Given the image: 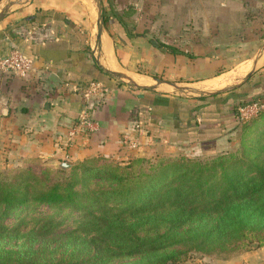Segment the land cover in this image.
Returning <instances> with one entry per match:
<instances>
[{
	"label": "crops",
	"instance_id": "1",
	"mask_svg": "<svg viewBox=\"0 0 264 264\" xmlns=\"http://www.w3.org/2000/svg\"><path fill=\"white\" fill-rule=\"evenodd\" d=\"M5 1L0 0V9ZM9 5L0 21V58L18 50L33 62L26 79L0 72V152L14 169L52 171L63 163L80 171L84 164L126 160L122 144L128 140L188 143L192 126L199 134L192 145L201 148L199 140L212 141L216 149L233 126H226L220 114L217 123L215 112L206 115L220 106L222 93L204 94L223 87L182 100L163 89L168 83L192 91L232 71L223 68L250 63L230 85H240L252 73L244 84H256L255 98H264V48L257 56L233 57L239 31H264V0H17ZM99 15L103 28L97 39ZM107 49L115 71L105 65ZM106 71H124L135 84L147 82L137 86L154 90L130 82L116 85L113 79L121 80ZM92 83L107 90L91 111L98 129L69 142L67 131L85 109ZM200 97L207 98L199 103ZM195 106L199 109L192 112ZM216 264H264V245Z\"/></svg>",
	"mask_w": 264,
	"mask_h": 264
},
{
	"label": "rangeland",
	"instance_id": "2",
	"mask_svg": "<svg viewBox=\"0 0 264 264\" xmlns=\"http://www.w3.org/2000/svg\"><path fill=\"white\" fill-rule=\"evenodd\" d=\"M13 1L17 0H6L1 5L0 12ZM245 32H248V36ZM238 33L237 44L233 43V50L236 49L233 57H249L252 54L257 56L264 48V31ZM245 47L247 50H244ZM242 48L243 54L240 52ZM95 55L99 59V54L95 52ZM249 67L250 63H244L234 70H222L246 72ZM245 72L236 79L245 75ZM120 73L124 74V71ZM113 81L116 85H130L128 80ZM200 85H195L192 89H199ZM238 85L217 89L226 91L220 94L219 99H233L230 108L233 114L253 101V98L251 101L238 99L240 91L246 89L247 83L240 84V87ZM179 87L183 90L163 89L182 100L201 96L199 93L193 94L187 86ZM236 118L240 121L238 127L224 133L216 142V149L212 154L204 155L199 145L192 143H155L150 139L144 145L138 140H128L127 144H122L129 154L126 160L91 163L93 170L83 174L76 169L64 170L60 166L52 171L34 166H19L14 169V165L0 152V197L9 199L14 196L28 200V204L13 211L9 218H0V257L10 254L13 259L21 260L39 259L44 262L46 258H62L66 261H80L97 254L95 247L100 246V251L107 254L96 264H148L150 257L154 264H161L165 257L174 259L166 264H216L229 261L233 256L257 246H263L264 189L252 192L249 189L263 184L264 115L250 119L251 121L241 120L238 114ZM118 177L124 182L125 188L138 186L126 203L122 196L115 197L112 193L119 188ZM152 179L158 182H151ZM143 181L153 184L140 188ZM235 181H238L237 188L233 187L236 185ZM73 183H76L74 187ZM53 187L58 192L71 190L77 193L79 200L74 203L77 207L85 205L87 199H92L93 207L109 209L113 217L108 220V225L114 229L113 238L100 244V239L104 240L103 234L88 227L82 228L86 221L81 219L73 207L51 208L32 201L35 196L49 192ZM152 187H160L161 195L170 191L168 194L173 200L157 209L156 214L149 215L140 222L122 221L120 211L136 201L140 191ZM177 191L181 194L178 199ZM243 193H248L247 201H239L238 198ZM140 204L141 201L132 203L131 209L138 208ZM28 207H31L30 211ZM3 208L2 203L0 217ZM184 210H193V213L188 216L183 213ZM178 225L183 229L174 231ZM187 228L192 229L191 234L181 233ZM168 229L170 231L160 241L189 238L194 243H202L203 245L198 246L202 248H190L189 244L182 243L152 255L123 256L148 239L161 237ZM82 248L89 251H81ZM112 254L118 257L111 259ZM82 264L95 263L87 260Z\"/></svg>",
	"mask_w": 264,
	"mask_h": 264
},
{
	"label": "trees",
	"instance_id": "3",
	"mask_svg": "<svg viewBox=\"0 0 264 264\" xmlns=\"http://www.w3.org/2000/svg\"><path fill=\"white\" fill-rule=\"evenodd\" d=\"M103 22L105 23V18L103 17ZM260 88V87H259ZM256 87V84L253 87H248L246 89H244L243 91H240V95L238 97L239 100H250L251 98L253 101L257 99V97L255 98V95H258L260 89ZM232 94V93H231ZM235 94H238V92H236ZM205 98L207 97H200L197 98L196 101L197 102H202L205 100ZM211 98H215L214 96H211ZM226 98V97H225ZM264 100V98L262 99ZM233 105V99H223L221 101L220 106H218L217 108L213 109V106L211 109V111L206 112L213 114L214 112L216 113V116H214V118L216 119V123H217V119H218V115L219 117L221 116V120L222 122L226 125V126H233V129L237 128L240 121H238V119L236 118L237 116V112L236 114H233V111H231L230 107ZM197 109H199V106L195 108H192V112L196 111ZM205 115V117H206ZM264 115V111L260 112L256 117H252L249 118L248 120H253L258 118L259 116H263ZM203 116V115H202ZM208 117V115H207ZM250 120V121H251ZM215 122V120H214ZM212 124L210 129H214ZM191 128V134L189 139L186 141L188 143H192L196 140L195 136L199 135L197 134L194 129L193 126L190 127ZM219 134V132H216L215 135L217 136ZM200 139V138H199ZM197 139V141L199 140ZM200 143L201 149H202V153L204 155H209L212 154L213 152V145H210L212 141L209 142H205L203 143L201 140L198 141ZM93 166H91L90 164H84L83 166H81L80 168V172L86 173L89 171L93 170ZM264 177V176H263ZM118 182L117 184L119 185V188L117 190L112 191L113 195L115 197L117 196H122L124 199L123 201L126 203L129 201V199L131 198V195L133 192H135L136 185H134L133 187L130 188H125L124 187V182L122 183V179L120 177L117 178ZM156 180V179H155ZM154 181L153 179L151 180V182ZM158 181H154V183H156ZM261 182H263L262 185L258 184V185H254L249 189V192L251 191H261L264 189V178L261 179ZM236 185L233 186L234 188H237V184L238 181H235ZM148 184H153V183H146L145 181L142 182L141 185H139L140 188H144L146 187ZM76 185V183L72 184V187H74ZM169 186V184H168ZM160 187H152L149 190L146 191H140L138 194V199L132 203L135 202H139L141 201V204L139 205L138 208H133L131 205L126 206L125 208H123L119 214L121 216V220L122 221H141L144 218H146L149 215L152 214H156L157 213V209L162 208L163 206L167 205V203H169L170 201H172V197L170 194V191H166L165 195H161L162 193H160ZM245 191L247 192L248 190L245 189ZM248 192V193H249ZM248 193H243V195H241L238 199L239 201H247L248 198ZM177 194V199L180 198V191L176 192ZM151 197V198H150ZM79 200L78 199V194L75 192H72L71 190L63 191V192H58L56 187H53L49 192L46 193H41L38 194L37 196H35L34 199H32V201L36 202L37 204H44V205H48L49 207H62V208H69V207H73V209L75 211H77V213L79 214V216L81 217L82 220H85V224H83L81 227L82 228H89V229H94L95 231H99L101 232V234H103V238L104 240L101 238L100 239V244H105V242L107 240H110L111 238H113V234L114 233V229L112 227H110L108 225V220L111 219L113 217V215L111 214V211H109V209H100L98 207H93L91 205V200L92 199H87V203L85 205H82L80 207H77V205H75L74 203ZM4 205V208L2 210V217L0 218H9L10 214L13 213V211H17V209L23 205L28 204V200L27 198H19V197H14L12 196L11 198L7 199V197H0V204ZM173 204H171L172 206ZM149 207H152L151 209ZM150 209V210H149ZM28 210H31V207H28ZM183 213H185L186 215L190 216L191 213H193L192 211L189 210H184ZM152 218V217H150ZM80 219V220H81ZM82 222H80L81 225ZM58 226V225H57ZM183 229L181 228V225L176 226L173 230L177 231L178 229ZM170 231V229L166 230L161 237H157L156 239H148L145 243L140 244V246L137 249H134L132 251H128L127 253H124L123 256L125 257H131L133 255H143V254H147V255H152L155 254L157 252L163 251L166 248H169L171 246H176V245H182V243L184 244H189L191 247L190 248H198L199 245H203L202 243L197 244L194 243L190 240H188L189 238L186 239H164V240H159L160 238L165 237L166 233H168ZM192 229L187 228L186 231L181 232V233H188L191 234ZM179 234V233H178ZM178 236V235H177ZM159 240V241H158ZM262 245V244H261ZM202 247H199L198 249H200ZM89 251V249L87 248H82L81 251ZM95 250L97 252V254H94L91 257V259H89L90 257L86 258V259H81L80 261H66L65 259L62 258H58L55 260H51V259H44L45 261H40L39 259H27L24 258L23 260H21L20 258L18 259H13L10 254L4 256V257H0V264H82V263H86L87 260L93 262L96 264L98 261H102L104 256L107 253H102L100 251V246H96ZM80 251V252H81ZM104 254V255H103ZM122 256V255H121ZM118 255H111V259L117 258ZM173 257H165L163 262H161V264H166L169 261H173L174 259H172ZM153 258L150 257V259H148V264H154L152 261ZM139 264V263H138Z\"/></svg>",
	"mask_w": 264,
	"mask_h": 264
},
{
	"label": "built area",
	"instance_id": "4",
	"mask_svg": "<svg viewBox=\"0 0 264 264\" xmlns=\"http://www.w3.org/2000/svg\"><path fill=\"white\" fill-rule=\"evenodd\" d=\"M0 72L3 74L14 75L22 79L28 78L33 73V62L25 58L18 50H13L6 57L0 58ZM106 88L99 83L90 84L85 91L87 103L85 109L79 114L76 122L67 131V140L74 141L78 138H87L98 129V124L92 118L91 111L94 106L102 101V96L106 93ZM264 111V100L256 99L238 109L241 120L256 117Z\"/></svg>",
	"mask_w": 264,
	"mask_h": 264
},
{
	"label": "bare ground",
	"instance_id": "5",
	"mask_svg": "<svg viewBox=\"0 0 264 264\" xmlns=\"http://www.w3.org/2000/svg\"><path fill=\"white\" fill-rule=\"evenodd\" d=\"M95 17V16H94ZM94 22V21H93ZM92 22V23H93ZM92 26H93V24H92ZM93 29H94V27H93ZM103 42V41H102ZM103 53V52H102ZM101 53V54H102ZM105 55H106V62H105V65L107 66V68L108 69H110V70H113V71H115L114 70V64L111 62V60H110V56H112V55H110V53H109V50L107 49V50H105ZM100 58V57H99ZM100 60H101V58H100ZM99 60V61H100ZM262 62H264V56H263V58L261 59V61H260V63H262ZM100 63H102V62H100ZM259 63V64H260ZM104 64V63H103ZM102 66V65H101ZM116 66V65H115ZM249 69H247V71H248ZM246 71V72H247ZM245 72V70L242 72V70H238V71H233V72H230V73H228V74H226V75H224V76H222V77H220V78H217V79H215V80H213V81H211V82H207V83H203V84H201L199 87V89L198 88H196V89H192V92H195V93H198V92H202V91H211L212 89H214V88H216V87H218V86H222V87H224V84H226L227 82H229V84H231L233 81H235L236 80V78H237V76L239 75V74H241V73H244ZM245 72V73H246ZM128 79H130L129 77H127ZM131 80V79H130ZM136 81L137 79H133V81ZM136 84L137 85H146L147 84V82L145 81V80H139L138 82L136 81ZM228 84V85H229ZM166 89H171V88H166ZM215 90V89H214ZM204 93H206V92H204Z\"/></svg>",
	"mask_w": 264,
	"mask_h": 264
},
{
	"label": "water",
	"instance_id": "6",
	"mask_svg": "<svg viewBox=\"0 0 264 264\" xmlns=\"http://www.w3.org/2000/svg\"><path fill=\"white\" fill-rule=\"evenodd\" d=\"M10 7H11V5H9V6H7V7H5L4 9H3V11H1V13H0V21L2 20V19H4V17L7 15V13H8V11H9V9H10ZM102 28H103V23H102V19H101V15H99V19H98V25H97V39H99L100 38V36H101V33H102ZM104 73H106V74H108L109 76H111V77H113V78H115V79H118V80H128L132 85H134L135 87H138V88H141V89H144V90H146V91H152V90H154V88L153 87H139V86H137L134 82H132L130 79H128L125 75H123V74H118V73H113V72H104ZM251 74L252 73H249L246 77H245V79L243 80V82L241 83V84H244L249 78H250V76H251ZM156 82H159V81H156ZM171 89L173 88V89H175V90H183L181 87H179L178 85H175V84H167ZM239 86V85H238ZM224 92H226L225 90H222V91H218V92H214V93H207V94H204V96H210V95H216V94H218V93H224ZM60 167L62 168V169H67V168H69L68 167V165H66V164H61L60 165Z\"/></svg>",
	"mask_w": 264,
	"mask_h": 264
}]
</instances>
